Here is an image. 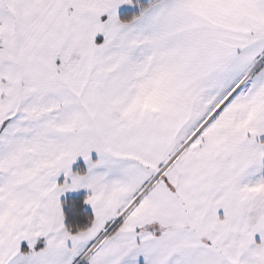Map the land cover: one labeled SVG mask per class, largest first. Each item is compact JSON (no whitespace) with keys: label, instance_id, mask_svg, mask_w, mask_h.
<instances>
[{"label":"snow or ice","instance_id":"obj_1","mask_svg":"<svg viewBox=\"0 0 264 264\" xmlns=\"http://www.w3.org/2000/svg\"><path fill=\"white\" fill-rule=\"evenodd\" d=\"M0 264H264V0H0Z\"/></svg>","mask_w":264,"mask_h":264}]
</instances>
